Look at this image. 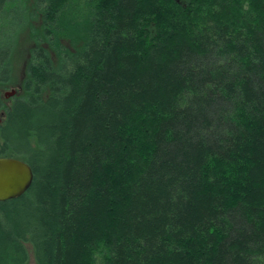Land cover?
Segmentation results:
<instances>
[{
	"label": "trees",
	"instance_id": "16d2710c",
	"mask_svg": "<svg viewBox=\"0 0 264 264\" xmlns=\"http://www.w3.org/2000/svg\"><path fill=\"white\" fill-rule=\"evenodd\" d=\"M32 20L0 264H264V0H0V83Z\"/></svg>",
	"mask_w": 264,
	"mask_h": 264
},
{
	"label": "rangeland",
	"instance_id": "374dc122",
	"mask_svg": "<svg viewBox=\"0 0 264 264\" xmlns=\"http://www.w3.org/2000/svg\"><path fill=\"white\" fill-rule=\"evenodd\" d=\"M186 1V0H184ZM38 29L37 20H32L29 23L25 21V23L19 26L14 34L12 40V50L10 53V61H11V79L7 83H0V98L5 107L10 106L12 98L23 95L22 82L25 76V69L28 59L30 57V49L35 45V42L32 37L31 26ZM38 34L37 32H35ZM46 46L45 43H42ZM11 89L15 90V95L10 98H6L3 96L4 92L10 91ZM5 108L0 109V125L4 119ZM25 246L28 251V258L25 264H36L32 245L29 242H25ZM96 264H102L100 255L97 256Z\"/></svg>",
	"mask_w": 264,
	"mask_h": 264
},
{
	"label": "water",
	"instance_id": "95a60500",
	"mask_svg": "<svg viewBox=\"0 0 264 264\" xmlns=\"http://www.w3.org/2000/svg\"><path fill=\"white\" fill-rule=\"evenodd\" d=\"M14 95V89L3 94L6 98ZM32 179V169L27 162L16 157L0 156V201L22 195L30 187Z\"/></svg>",
	"mask_w": 264,
	"mask_h": 264
}]
</instances>
